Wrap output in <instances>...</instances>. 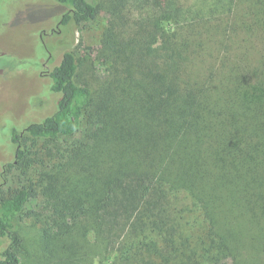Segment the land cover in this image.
<instances>
[{"label": "trees", "instance_id": "obj_1", "mask_svg": "<svg viewBox=\"0 0 264 264\" xmlns=\"http://www.w3.org/2000/svg\"><path fill=\"white\" fill-rule=\"evenodd\" d=\"M53 2L63 26L99 11ZM112 12L127 26L109 28L102 101L65 51L49 73L54 111L0 138L14 153L0 264L19 263L24 218L46 264H264V0H116ZM124 62L142 69L140 95ZM84 118V142L62 149Z\"/></svg>", "mask_w": 264, "mask_h": 264}, {"label": "rangeland", "instance_id": "obj_2", "mask_svg": "<svg viewBox=\"0 0 264 264\" xmlns=\"http://www.w3.org/2000/svg\"><path fill=\"white\" fill-rule=\"evenodd\" d=\"M94 1L99 11L91 22H70L63 26L60 23L63 9L53 0H0V55L13 58L16 63L14 67L0 65L3 68L0 70V138L6 132H22L29 123L38 122L54 111L57 95L50 91L49 73L65 51L73 52L79 61L76 82L92 88L97 104L102 101L108 91V69L111 68L107 34L113 24L124 29L127 22L124 23L122 14L112 12L116 0ZM163 26L169 28V24ZM135 62L132 65L124 62L117 72L132 75L130 89L140 95L134 79L141 78L142 69ZM86 122L84 118L82 131L76 136L59 139L62 149L69 148L65 145L71 143L84 142ZM13 160L9 139L0 140V182L3 169ZM35 206L29 208L39 212ZM23 220L19 221L22 247L18 264H46L40 257L42 240L38 231L30 227L29 220ZM95 261L93 264H108Z\"/></svg>", "mask_w": 264, "mask_h": 264}]
</instances>
